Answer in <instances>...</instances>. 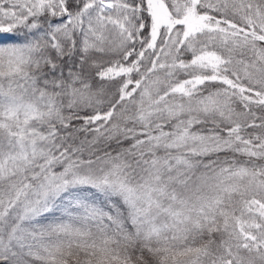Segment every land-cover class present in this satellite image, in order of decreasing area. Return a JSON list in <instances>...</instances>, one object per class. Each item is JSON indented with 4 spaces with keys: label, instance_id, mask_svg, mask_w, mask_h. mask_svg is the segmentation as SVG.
Segmentation results:
<instances>
[{
    "label": "snow or ice",
    "instance_id": "6c2138e0",
    "mask_svg": "<svg viewBox=\"0 0 264 264\" xmlns=\"http://www.w3.org/2000/svg\"><path fill=\"white\" fill-rule=\"evenodd\" d=\"M0 264H264V0H0Z\"/></svg>",
    "mask_w": 264,
    "mask_h": 264
}]
</instances>
